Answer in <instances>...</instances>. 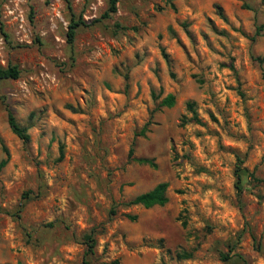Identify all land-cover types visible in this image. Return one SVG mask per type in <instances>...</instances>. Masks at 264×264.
I'll use <instances>...</instances> for the list:
<instances>
[{
  "label": "rangeland",
  "instance_id": "374dc122",
  "mask_svg": "<svg viewBox=\"0 0 264 264\" xmlns=\"http://www.w3.org/2000/svg\"><path fill=\"white\" fill-rule=\"evenodd\" d=\"M108 5L0 0V264H264V0Z\"/></svg>",
  "mask_w": 264,
  "mask_h": 264
},
{
  "label": "trees",
  "instance_id": "16d2710c",
  "mask_svg": "<svg viewBox=\"0 0 264 264\" xmlns=\"http://www.w3.org/2000/svg\"><path fill=\"white\" fill-rule=\"evenodd\" d=\"M116 2H117V0H109V5H108L107 9L101 14L102 18L110 16L111 13H113L116 10ZM169 5L171 8L175 9L174 3L169 1ZM217 8H218V14L220 15V17L223 18L224 20H226V16L224 15L221 6H219L217 4ZM84 24H86V22L81 16H79V17H75L74 15L71 16L69 23H68V30L66 33V36H67V39L69 42L73 41L78 26L84 25ZM115 27L119 28V29L125 28L124 26H121L120 24H117V23L115 24ZM168 31L171 34L175 35V32H174L172 27H169ZM161 51H162V55H163L164 59L166 60L167 63H169L170 60L168 58V55L165 53L164 48H162ZM257 59L262 66L261 76H262V79L264 81V58L258 57ZM19 74H20V69H19L17 64H11L10 63L6 67H3L0 65V82L2 80H5V79H15V78L19 77ZM125 78H128L127 75L125 76ZM152 95H153V93H152ZM174 104H175V95L173 93L166 94L160 101V105H165L167 107H171ZM187 107L191 112H193V118L197 119L196 112H195L194 107H193V103L188 102ZM7 121H8V125H9L11 131L23 143H27L30 139L27 128L23 125H20L16 121V119H15V117L11 111H8ZM142 133H143V131H142ZM2 150L5 154V156L0 160V170L2 169V167H4L6 165L8 159H9V152H8V149L6 148L5 145H2ZM132 152H133V148L131 147L129 150V154L131 155ZM60 153H61L60 157H62V153H63L62 148L60 149ZM134 159L140 163L154 165L153 160L151 158L137 157ZM238 169L239 168H237V170L235 172L237 181L239 180V177H240L239 173H238ZM167 188H168L167 182H165V181L158 182L151 189L144 191L142 193H139L135 197L131 198L128 201V204H140L144 207H151L153 205H164L168 201ZM129 217L132 219L135 218L134 215H129ZM84 241L86 244V250L84 252V256H83L80 264H89V260L87 259V255H89L93 252L95 240H94L91 233H87L84 235ZM189 255L190 254L187 252H178L179 257H188ZM222 257L224 259L227 258L226 255H222ZM18 264H20V263H18Z\"/></svg>",
  "mask_w": 264,
  "mask_h": 264
}]
</instances>
